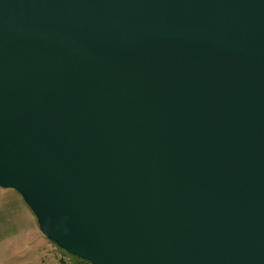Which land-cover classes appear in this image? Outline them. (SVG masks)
I'll return each mask as SVG.
<instances>
[{"label":"water","instance_id":"1","mask_svg":"<svg viewBox=\"0 0 264 264\" xmlns=\"http://www.w3.org/2000/svg\"><path fill=\"white\" fill-rule=\"evenodd\" d=\"M0 187L90 264H264V0H0Z\"/></svg>","mask_w":264,"mask_h":264},{"label":"rangeland","instance_id":"2","mask_svg":"<svg viewBox=\"0 0 264 264\" xmlns=\"http://www.w3.org/2000/svg\"><path fill=\"white\" fill-rule=\"evenodd\" d=\"M78 260L42 234L36 216L16 190L0 187V264L81 263Z\"/></svg>","mask_w":264,"mask_h":264},{"label":"trees","instance_id":"3","mask_svg":"<svg viewBox=\"0 0 264 264\" xmlns=\"http://www.w3.org/2000/svg\"><path fill=\"white\" fill-rule=\"evenodd\" d=\"M78 261H81V263H78V264H88V262H86V261H84V260H80V258H79ZM89 264H90V263H89Z\"/></svg>","mask_w":264,"mask_h":264}]
</instances>
